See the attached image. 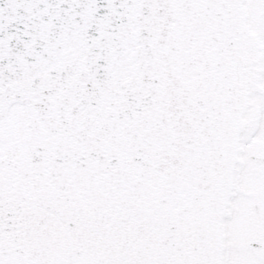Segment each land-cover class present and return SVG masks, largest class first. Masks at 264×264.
<instances>
[{
    "label": "snow or ice",
    "instance_id": "1",
    "mask_svg": "<svg viewBox=\"0 0 264 264\" xmlns=\"http://www.w3.org/2000/svg\"><path fill=\"white\" fill-rule=\"evenodd\" d=\"M0 264H264V0H0Z\"/></svg>",
    "mask_w": 264,
    "mask_h": 264
}]
</instances>
